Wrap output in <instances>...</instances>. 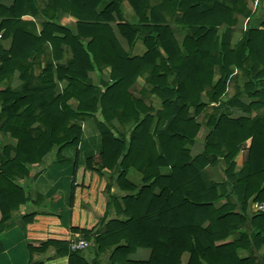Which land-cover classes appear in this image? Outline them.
<instances>
[{
  "label": "trees",
  "instance_id": "1",
  "mask_svg": "<svg viewBox=\"0 0 264 264\" xmlns=\"http://www.w3.org/2000/svg\"><path fill=\"white\" fill-rule=\"evenodd\" d=\"M123 3L136 18L132 24L123 19ZM60 14L74 18V26L59 25ZM26 15L41 17L38 35L20 22ZM253 16L247 0L0 4L1 36L11 41L8 50L0 47V81L14 71L22 81L18 92L0 89V135L14 141L12 147L0 142V241L18 220L28 264L52 262L33 261L49 247L66 264H96L85 252L69 251V233L80 234L96 257L109 249L110 264H257L264 211L252 214L250 206H264V15L258 24ZM240 17L249 23L233 43ZM137 41L145 51L132 56ZM105 68L109 82L101 78ZM140 77L145 87L137 98L132 89ZM232 109L245 116L231 117ZM86 119L94 120L101 151L78 165L77 153L71 162L62 152L77 151ZM125 124L127 133L120 129ZM202 127L207 133L200 141ZM197 143L202 152L191 155ZM50 157L47 165H72L68 231L58 214L14 217L31 203L37 176L31 167ZM207 167L217 168L222 180H210ZM129 170L140 175L138 186L126 181ZM138 249L150 251L146 261L130 259Z\"/></svg>",
  "mask_w": 264,
  "mask_h": 264
},
{
  "label": "crops",
  "instance_id": "2",
  "mask_svg": "<svg viewBox=\"0 0 264 264\" xmlns=\"http://www.w3.org/2000/svg\"><path fill=\"white\" fill-rule=\"evenodd\" d=\"M160 0H151V4H157ZM12 3V0H1L0 4L9 7ZM247 8L250 13H253L255 16L252 17L254 24H258L259 19L264 15V0H247ZM121 12L123 19L128 23H134L136 18L126 3L121 5ZM258 17V18H256ZM0 18V22H1ZM59 25L66 27H73L75 19L66 14H60ZM20 22L26 26L27 30L33 33V30L36 35L41 31L42 19L39 16L32 17L30 15L23 16ZM249 20L246 18H238L237 24L233 27L234 33L232 34V42L235 43L239 37L240 32L244 31L247 27ZM29 24H33L34 28L30 27ZM251 24V25H252ZM114 26V23L111 24ZM2 31L0 32V47L3 50H8L10 46V39L2 38ZM182 34L179 33L178 37H181ZM121 44L124 50H128L125 42L121 41ZM64 50V46L61 48ZM144 47L140 41L135 42L133 47L130 49L129 53L132 56H140L144 53ZM66 57V56H65ZM69 57V55H68ZM66 59V58H65ZM42 60V61H41ZM40 65L43 67L44 59L41 57ZM65 60H60L58 64H64ZM35 73L39 71V68L33 66ZM102 80H105L109 76V68H105L103 73H101ZM88 77L93 81L97 82V75L95 73H89ZM6 86H9L12 91L18 92L22 87V81L19 79V72L14 71L11 78H6L5 80L0 81V89H4ZM61 91L60 84H57L55 92L58 94ZM243 102L248 100L245 97H242ZM74 103V102H73ZM158 106V105H157ZM155 107V106H154ZM155 109H158L155 107ZM240 116H245L241 112H237L236 109H232L231 117L237 118ZM117 126V124H116ZM207 133L206 128L202 127L198 133V139L203 141ZM0 141L4 142L5 137L0 135ZM191 155H197L202 152V146L200 143L194 144L189 148ZM101 151L100 137L95 128V123L93 119H86L82 124V137L78 145L77 151L75 149H67L62 152L63 157L73 160L75 154H78V164L83 165L86 158L95 156ZM244 160V153L241 152L237 155L235 162L237 164L242 163ZM38 165L32 166L31 169L37 168ZM70 165H47L42 171H32V174H37L34 181L30 183L31 189V203L28 205L20 206L18 211L14 213V217L18 215H24L27 212H38V213H48V214H58L60 216L61 225L68 231L71 221V210L69 205L70 195H71V183H72V173ZM207 177L212 180L219 182L222 180V175L217 168L207 167L205 169ZM127 182L132 186H138L140 183V175L136 172L129 170L125 176ZM26 182V179L23 180ZM116 191L115 187L110 188L109 195H107V200L110 204L109 207V217L111 219V192ZM90 208H84L86 212H89ZM90 213V212H89ZM95 219L99 217L92 213ZM101 226L97 228L99 231L104 229ZM3 238L1 239V245L3 247V253L0 254V264H28V254L26 251V242L23 235V229H21V222L15 220L14 226L9 228L6 232L3 233ZM231 238L225 239L223 242H230ZM219 244V243H218ZM259 255L264 256V245L258 251ZM110 250H104L98 257L90 250H86L83 253L89 262L94 261L96 264H110L109 262ZM236 254L239 258H245L246 252L242 249H238ZM150 255V251L146 249L135 250L130 254V259L133 261H146ZM56 250L52 247L47 248L43 253H35L33 255V261H47L52 260V262H46L45 264H66L64 260H56L57 258Z\"/></svg>",
  "mask_w": 264,
  "mask_h": 264
},
{
  "label": "rangeland",
  "instance_id": "3",
  "mask_svg": "<svg viewBox=\"0 0 264 264\" xmlns=\"http://www.w3.org/2000/svg\"><path fill=\"white\" fill-rule=\"evenodd\" d=\"M105 69H103V71H104ZM103 71H102V73H103ZM92 81V80H91ZM104 81H107V82H109V76H108V78H106ZM93 82V81H92ZM93 83H96V82H93ZM145 86H144V81H143V78H138L137 79V81H136V84L134 85V87H133V89H132V93H133V95L135 96V97H137V98H141L140 97V95H139V93H138V91L140 90V89H143ZM233 93V88L232 87H229V89H228V95H230V94H232ZM143 100H144V102L146 103V105L148 104V105H151L152 107H157V108H159V105H158V102L156 101V100H154V99H145V98H142ZM71 103V105H73V106H75V103H73V102H70ZM245 103H247V102H245ZM158 105V106H157ZM154 107V108H155ZM84 122V121H83ZM83 122H82V124H83ZM96 128V127H95ZM129 128H130V125L129 124H125L122 128H120L122 131H124L125 133H127L128 131H129ZM81 130H82V126H81ZM98 133V132H97ZM81 137H82V135H81ZM1 142V141H0ZM2 144L3 145H9V146H13V144H14V141L13 140H11V139H9V138H7V137H5V141L4 142H2ZM75 158V157H74ZM53 160V158L52 157H50V159H46L44 162H43V164H41V165H39L37 168H35V169H33V171H42V169L43 168H45L46 166H47V163H49V162H51ZM68 160H70V159H68ZM74 160V159H73ZM73 160H70L71 162L73 161ZM55 165H58V164H55ZM67 165H70V164H67ZM79 165V164H78ZM71 166V171H72V165H70ZM258 254H259V252H258ZM261 256V255H260Z\"/></svg>",
  "mask_w": 264,
  "mask_h": 264
},
{
  "label": "built area",
  "instance_id": "4",
  "mask_svg": "<svg viewBox=\"0 0 264 264\" xmlns=\"http://www.w3.org/2000/svg\"><path fill=\"white\" fill-rule=\"evenodd\" d=\"M264 211V206L259 203H253L250 206V212L252 214L260 213ZM89 247V243L78 233H69L68 235V249L69 251L85 252Z\"/></svg>",
  "mask_w": 264,
  "mask_h": 264
},
{
  "label": "water",
  "instance_id": "5",
  "mask_svg": "<svg viewBox=\"0 0 264 264\" xmlns=\"http://www.w3.org/2000/svg\"><path fill=\"white\" fill-rule=\"evenodd\" d=\"M257 264H264V256H260L258 253L256 254Z\"/></svg>",
  "mask_w": 264,
  "mask_h": 264
}]
</instances>
